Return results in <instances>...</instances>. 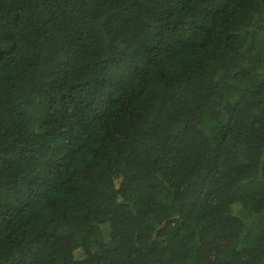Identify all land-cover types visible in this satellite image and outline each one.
<instances>
[{
    "label": "trees",
    "instance_id": "obj_1",
    "mask_svg": "<svg viewBox=\"0 0 264 264\" xmlns=\"http://www.w3.org/2000/svg\"><path fill=\"white\" fill-rule=\"evenodd\" d=\"M0 264H264V0H0Z\"/></svg>",
    "mask_w": 264,
    "mask_h": 264
}]
</instances>
